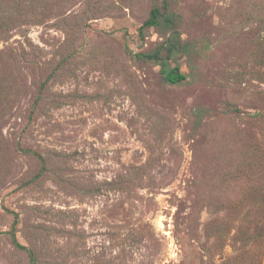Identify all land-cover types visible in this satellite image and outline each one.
Returning <instances> with one entry per match:
<instances>
[{"label": "rangeland", "instance_id": "rangeland-1", "mask_svg": "<svg viewBox=\"0 0 264 264\" xmlns=\"http://www.w3.org/2000/svg\"><path fill=\"white\" fill-rule=\"evenodd\" d=\"M263 36L264 0H0V264L16 215L36 264H264Z\"/></svg>", "mask_w": 264, "mask_h": 264}, {"label": "trees", "instance_id": "trees-1", "mask_svg": "<svg viewBox=\"0 0 264 264\" xmlns=\"http://www.w3.org/2000/svg\"><path fill=\"white\" fill-rule=\"evenodd\" d=\"M164 22H167L168 24L172 23V18L171 16L167 13V11H163L160 7H154L151 12L150 16L148 19H146L142 25V27H147V26H158L161 23L162 19ZM182 39L179 36L178 31H174L172 37H169L168 40V46L167 49L170 50L171 52H183L184 50H187V44L183 43L181 41ZM261 43H264V36L261 38ZM134 56L140 57V58H160V51H156L154 54L152 53H136ZM162 74L163 78L171 83V84H177L182 82L185 78L186 75L180 71L179 66H175L173 68H169L168 65L162 61ZM199 115L197 123L200 120V111L197 112ZM42 161L44 162V159L41 157ZM255 213L260 217L264 218V191L263 192H258L257 197H256V210ZM17 217V215H16ZM15 217L12 230H11V235H12V241L13 243L22 249H25L28 251L31 263L30 264H36V253L34 250L26 247L22 243L19 242L16 233L14 231L16 223H17V218Z\"/></svg>", "mask_w": 264, "mask_h": 264}]
</instances>
